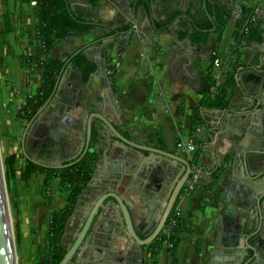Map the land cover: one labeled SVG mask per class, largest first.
<instances>
[{
  "label": "crops",
  "instance_id": "crops-1",
  "mask_svg": "<svg viewBox=\"0 0 264 264\" xmlns=\"http://www.w3.org/2000/svg\"><path fill=\"white\" fill-rule=\"evenodd\" d=\"M25 1L19 4L23 11L27 9ZM66 1L69 9L86 21L102 22L112 30L126 25L129 28L104 39L99 29L71 32L57 42L50 57L64 62L58 86L48 104L31 118L34 122L28 132L25 130L31 120L26 121L20 145L24 138L25 150L31 156L29 142L34 129L44 126L48 133L53 132L55 127L49 129L48 122H43L49 111L53 113L52 124L63 119V126L71 127V136L62 140L65 151L60 150V154L67 155L62 162L81 149L85 139L82 116L91 113L103 115L127 140L188 162L190 154L177 143L193 144L198 177L191 195L178 199L186 229L179 235L178 264H245L251 255L248 245L257 236L264 238V0H152L150 16L141 7L134 9V0ZM211 4L230 8L233 15L219 40L212 28L204 44L195 43L186 32L191 22L212 21L208 10ZM244 8L254 13L252 25L256 29L250 39L244 36L236 41L234 25ZM173 12L180 14L167 29H153V22L162 24ZM110 43L111 64L116 66L113 85L105 63V74L95 70L81 84L79 73L68 64V56L83 51L95 63ZM31 44V52L36 54V45ZM26 51L24 55L30 56ZM216 58L220 60L218 67L214 65ZM33 68L28 69L32 78L27 81L28 93L17 109L41 84L40 71ZM207 73L212 74L216 86L225 87L232 73L225 108L209 105L204 93ZM92 124L98 134L91 139L88 152L98 155L100 167L96 179L78 196L66 224L65 236L70 232L72 239L93 203L108 191L130 204L134 223L139 226L141 219L156 209L157 189L164 184V191H169L182 171L174 160L147 151L141 155L153 165L149 170L142 163L137 166L139 151L118 145L117 138L99 119L93 118ZM7 147V156L16 153L9 143ZM222 166L214 181L213 173ZM127 236L112 198H107L74 263L125 264L121 258L133 255L126 245ZM61 246L66 251L67 247ZM147 252L144 248L139 257L146 260ZM150 264H168L165 243Z\"/></svg>",
  "mask_w": 264,
  "mask_h": 264
},
{
  "label": "trees",
  "instance_id": "trees-1",
  "mask_svg": "<svg viewBox=\"0 0 264 264\" xmlns=\"http://www.w3.org/2000/svg\"><path fill=\"white\" fill-rule=\"evenodd\" d=\"M26 1L29 2V0ZM35 1L36 4L33 7L35 30L34 35L32 36L34 41L32 42L36 45L37 51L34 57L23 55L21 59L23 60V63H27L28 67H34L40 71L41 84L36 93L33 96L28 97L25 103L19 109H17L16 117L18 121H30L31 118L42 109L47 101L53 97L56 89L57 77L64 62L62 63L51 58L50 53L60 39L64 38L71 32L83 34L91 31L92 29L103 30L104 34L101 37L104 39L117 32H122L129 28V26L126 25L117 30H112L102 22L86 21L81 16L76 15L69 9L66 0ZM151 2L152 0H134L133 8L137 9L141 7L145 10L146 14L150 16ZM208 10L212 17V21H207L204 24L191 22L190 27L186 32L190 36L191 40L195 43L204 44L207 41L212 28H215L214 31L217 34V39L219 40L224 26L228 23L229 19L233 15L232 9L218 4L209 5ZM249 13L250 10L244 8L237 15L233 33V37L236 41H239L243 38V34L240 32V30ZM179 14V12L171 13L162 24L153 22V29L156 31L167 29ZM255 29L256 28L254 25L250 26L249 32L246 35L247 40L253 35ZM111 48V43L106 46L102 53V59L105 63V68L108 73L107 77L110 80V84L113 85L116 66L111 64L112 58L109 55ZM67 60H69L68 64L79 73L81 84H85L88 81L90 74L96 70V64L92 60L88 59L83 51L69 55ZM236 65L237 64L234 63V67L232 68L235 69L237 67ZM232 82V73L228 75L226 87L216 86L215 80L213 79L211 73H207L204 76V93L209 99L210 106L217 108H225L227 106V86H231ZM97 134V129L92 124L91 139H95ZM123 134L127 136L125 132H123ZM21 156L23 157L25 164L20 173V179L24 183H28L33 175L42 174L44 175L42 182L43 190H47L51 184V181L56 178L58 180L59 188L66 192V204L63 208L53 211L48 220L47 231L45 233L46 251L44 259L43 261L37 260L35 263L59 264L66 253L60 243L61 237L65 230L66 222L74 210L78 196L81 194L82 190L86 187L87 183L92 177L94 165L98 162V155L87 152L74 165L65 166L62 168H46L31 161L26 155L21 154ZM17 159V153L8 155L3 159L4 172L7 178L15 173ZM68 163L69 161L67 160L61 164L66 165ZM222 169L223 166L218 168L216 172L213 173L214 181L218 179ZM182 192L183 191L181 190L179 196ZM184 231H186L184 220L182 218L176 219V222L171 229V235L169 236V242L172 244V247L168 248V264H178L176 250L180 241L179 235ZM15 242L16 247L19 248L21 238L20 227L18 223L15 224ZM163 242L164 239L163 236H161L158 241L149 245V262H147V264H150V262L155 260Z\"/></svg>",
  "mask_w": 264,
  "mask_h": 264
},
{
  "label": "rangeland",
  "instance_id": "rangeland-1",
  "mask_svg": "<svg viewBox=\"0 0 264 264\" xmlns=\"http://www.w3.org/2000/svg\"><path fill=\"white\" fill-rule=\"evenodd\" d=\"M22 1L0 0V158L3 164V159L8 154V143L18 155L15 173L12 176L6 177L2 165L16 264H35L37 260L44 259L47 221L51 213L66 202V192L59 188L56 178L51 181L47 190H43L42 174H35L28 183L20 179L25 164L21 156L20 138L26 120L15 122L13 114L25 99L28 93L27 83L32 80L28 73V69L32 67L28 68L27 63H23L21 59L23 51L27 50L26 53L31 57L35 56V53L31 52V47H34L31 44L34 41L33 7L25 1L27 9L23 11L19 5ZM52 114L49 111L43 122H48L49 129L55 127L53 132L48 133L47 127L39 126L34 129L29 142L30 155L46 164L62 163L67 155L60 154V150L64 148L59 149V136L61 134L64 138L71 136V127L63 126V119L55 120L52 124ZM60 128L64 131H60ZM43 137L45 139H42ZM16 223L20 227L19 248L15 242ZM68 234L71 235L70 232ZM68 234L65 237V245L72 239ZM166 248L168 250L167 246ZM146 262H149V253L146 255Z\"/></svg>",
  "mask_w": 264,
  "mask_h": 264
},
{
  "label": "water",
  "instance_id": "water-1",
  "mask_svg": "<svg viewBox=\"0 0 264 264\" xmlns=\"http://www.w3.org/2000/svg\"><path fill=\"white\" fill-rule=\"evenodd\" d=\"M95 63H96L95 72H102L105 74L104 61L100 57V55L96 57ZM84 115L82 116V124H83V134L85 135V139H83L80 143L81 149L79 150L78 154L68 159L69 161L68 164L66 165H62L61 163L45 164L35 160L32 156H29L28 153L26 152L24 138H22L21 150L23 151L24 155H26L31 161L46 168H62L65 166L74 165L88 152L91 141L92 120L93 118H97L101 121L104 127H106L108 130L112 132V134H114V136L118 140L117 141L118 145L128 146L134 150L139 151L138 155L136 156V159L138 160L137 166L140 163H142L145 166V169L149 170V166L153 165L151 161L144 160L143 156L141 155L142 151H147L156 157L160 156V157H165L169 160H174L177 164L181 165L182 171L169 191L167 192L164 191L165 189L164 184L161 185L160 189H157L158 194L156 196L157 199L156 209L154 212H149L147 217L141 219L139 226H137L134 223L132 213L129 209L130 204L126 200L121 199L118 195H116L114 192L111 191H108L105 194L99 196L96 199V201L93 203L89 212L87 213L86 219L82 224L79 232L76 234L75 242L66 251L59 264H69L74 254L79 249H81L80 247L82 243H84V241L86 240L88 231L92 228L95 215L98 214L99 209L103 208L104 204L107 202V198H112V204L117 209L118 219L126 229V232L130 236V238L136 241L137 243H139L141 246H146L149 243H151L155 239L157 234L160 232V230L164 227L171 213L173 205L176 202L191 172L190 164L187 160H184L178 156L169 154L162 150H158L156 148H151L148 146H143L138 143L127 140L116 131L113 125L103 115L98 113H91L88 115L87 114ZM33 122H34V118L27 125L25 130L26 132H28ZM2 165L3 164L0 159V264H15L14 239L12 234L8 204L6 201V195L4 191ZM94 166L96 170L93 171L92 177L90 181L87 183V186L96 179V172L97 169L100 167V164H98L97 162ZM156 166L157 165H155V167ZM160 207L163 209L161 213L159 212ZM259 230L257 234L259 233ZM140 236L145 237V239L142 240ZM248 249L251 251V255L248 257L245 264H264V238L257 236L254 243L248 245Z\"/></svg>",
  "mask_w": 264,
  "mask_h": 264
},
{
  "label": "built area",
  "instance_id": "built-area-1",
  "mask_svg": "<svg viewBox=\"0 0 264 264\" xmlns=\"http://www.w3.org/2000/svg\"><path fill=\"white\" fill-rule=\"evenodd\" d=\"M32 7L35 6L36 4V1L35 0H29L28 2ZM254 22V13H250L244 23L242 24V27H241V30L240 32L243 34V37L246 36L249 32V29H250V26L252 25V23ZM220 60L218 58H216L214 60V65L216 67L219 66V63ZM35 66V65H34ZM177 146L178 148L180 149H185L189 154H190V160H189V164H190V168H191V172H190V175L187 179V181L185 182L183 188H182V193L181 195L179 196V200H181L182 198H185V197H188L191 195V193L193 192V187H194V183L196 182L197 180V177H198V173H197V165L195 163V160H194V157H193V154L196 150L195 146L191 143H182V142H178L177 143ZM178 218H182V209H181V206L179 204V201L177 200V203L175 204L172 212L170 213L168 219H167V222L164 226V229H163V239H164V242L165 245L168 247V248H171L172 247V244L169 242V236L171 235V229L172 227L174 226L175 222H176V219ZM175 237H178V236H175Z\"/></svg>",
  "mask_w": 264,
  "mask_h": 264
},
{
  "label": "flooded vegetation",
  "instance_id": "flooded-vegetation-1",
  "mask_svg": "<svg viewBox=\"0 0 264 264\" xmlns=\"http://www.w3.org/2000/svg\"><path fill=\"white\" fill-rule=\"evenodd\" d=\"M65 138H62V139H59L58 140V144H59V149H62V147H64V146H62V140H64ZM74 157V156H73ZM39 162H41V163H44V162H42V161H40L39 160ZM46 164V163H45ZM177 200H178V198H177ZM177 200H176V202H177ZM176 202L174 203V205H173V208H174V206H175V204H176ZM173 208H172V210H173ZM162 208L160 207V209H159V212L161 213L162 212ZM172 210H171V212H172ZM69 219H70V217L68 218V220H67V222H66V224L68 225V221H69ZM167 222V221H166ZM166 224V223H165ZM165 226V225H164ZM163 229H164V227L160 230V232L157 234V236L155 237V239L151 242V243H149L148 245H146V246H141L139 243H137L136 241H134V240H132L131 238H130V236L128 235L127 236V242H126V245H129V247L130 248H132V256H131V254H130V256L129 257H122L121 259H123L122 260V262L124 261V263L125 264H145V262H146V260H143L142 259V257H139V255L140 254H142V252H143V250H144V248H146L147 249V251L149 250V245H151L152 243H154V242H156V241H158L159 239H160V237L162 236V234H163ZM80 230V229H79ZM65 231H66V225H65ZM79 232V231H78ZM77 232V233H78ZM68 234V233H67ZM67 234H66V236H67ZM151 234V233H150ZM65 232L63 233V235H62V237H61V241H60V243L63 245V246H66L67 247V249H66V251L70 248V246H72V244L75 242V239H76V237L75 238H73V239H71L69 242H67L66 243V245L64 244V241H65ZM140 238L143 240V239H145V237H141L140 236ZM85 242V241H84ZM84 243H82V245H83ZM81 245V246H82ZM81 248V247H80ZM79 251V250H78ZM78 251L74 254V256L72 257V259L70 260V262H69V264H75L74 262L76 261V259H77V255H78ZM147 254H148V252H147ZM133 257V258H132Z\"/></svg>",
  "mask_w": 264,
  "mask_h": 264
},
{
  "label": "bare ground",
  "instance_id": "bare-ground-1",
  "mask_svg": "<svg viewBox=\"0 0 264 264\" xmlns=\"http://www.w3.org/2000/svg\"><path fill=\"white\" fill-rule=\"evenodd\" d=\"M1 159V158H0ZM11 222V221H10ZM14 261H15V264H16V256H14Z\"/></svg>",
  "mask_w": 264,
  "mask_h": 264
}]
</instances>
